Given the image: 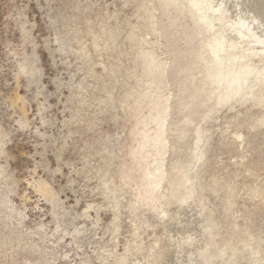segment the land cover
Returning <instances> with one entry per match:
<instances>
[{
    "label": "rangeland",
    "instance_id": "374dc122",
    "mask_svg": "<svg viewBox=\"0 0 264 264\" xmlns=\"http://www.w3.org/2000/svg\"><path fill=\"white\" fill-rule=\"evenodd\" d=\"M144 2L0 0V264H115L122 256L126 264H152L150 252L166 248V234L149 212L131 222L128 191L107 193L131 128L121 103L123 75L134 63L125 34ZM153 3L154 9L163 5ZM173 14L187 34L193 31L187 13ZM195 46L188 42L178 57L167 58L174 65L171 81L195 50L196 60ZM207 105L197 114L212 109ZM260 111L239 105L216 111L204 125L210 143L198 148L193 164L207 163L210 173L233 178L241 189L239 209L246 218L252 213V234L237 235L236 242L253 256L239 264H264V133L231 146L222 137L230 125L248 134L246 123ZM175 124L170 160L187 169L195 128L184 115ZM250 170L257 176L249 178ZM210 173L202 183L213 218L234 225L225 216L223 192L207 188ZM39 184L50 190L48 198L37 192ZM248 184L262 197L247 199ZM167 207L172 215L178 205Z\"/></svg>",
    "mask_w": 264,
    "mask_h": 264
},
{
    "label": "bare ground",
    "instance_id": "6f19581e",
    "mask_svg": "<svg viewBox=\"0 0 264 264\" xmlns=\"http://www.w3.org/2000/svg\"><path fill=\"white\" fill-rule=\"evenodd\" d=\"M160 1L159 9L153 8V0H145L143 6L138 3L137 19L125 34L134 63L123 75L121 103L131 128L107 193L116 197L125 189L130 193L127 209L131 222L149 212L155 225L161 226L168 243L166 248L150 252L152 264H239L253 256L252 251L243 253L236 242L237 235L252 234V213L246 218L239 209L241 189L233 178L210 173L207 163L193 164L195 152L210 143L204 125L216 111L236 105L261 110L246 123L248 134L238 125L227 127L222 141L228 146L245 141L259 129L264 133V0ZM180 3L184 12L176 11ZM172 11L179 16L187 13L193 24V31L187 29L189 36ZM188 42H195L196 60L192 56L195 50L185 59L186 66H178L182 76L171 81L174 65L167 58L178 57V48ZM208 103L212 109L198 115ZM183 115L195 128L187 169H179L170 160L175 117L183 119ZM126 163L130 170L125 169ZM108 167L102 169L101 178ZM209 173L207 188L212 194L223 192L225 216L235 219L234 225L225 227L213 218L202 183L203 174ZM255 173L247 171L249 178L256 177ZM38 186L37 192L48 198L47 186ZM242 190L247 199L262 197L251 184ZM172 201L178 208L171 215L167 206ZM112 209L118 210L117 199ZM242 244H248L246 239ZM115 264H126V258L116 259Z\"/></svg>",
    "mask_w": 264,
    "mask_h": 264
}]
</instances>
